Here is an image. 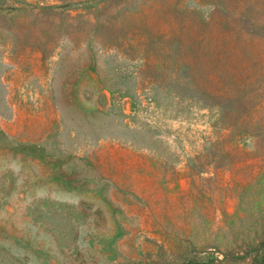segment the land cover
Masks as SVG:
<instances>
[{
    "label": "rangeland",
    "instance_id": "obj_1",
    "mask_svg": "<svg viewBox=\"0 0 264 264\" xmlns=\"http://www.w3.org/2000/svg\"><path fill=\"white\" fill-rule=\"evenodd\" d=\"M0 264H264V0H0Z\"/></svg>",
    "mask_w": 264,
    "mask_h": 264
}]
</instances>
